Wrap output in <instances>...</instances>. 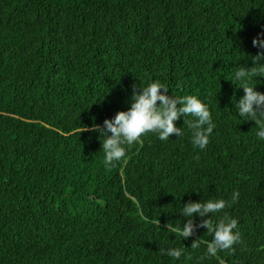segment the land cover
I'll use <instances>...</instances> for the list:
<instances>
[{
    "label": "trees",
    "instance_id": "16d2710c",
    "mask_svg": "<svg viewBox=\"0 0 264 264\" xmlns=\"http://www.w3.org/2000/svg\"><path fill=\"white\" fill-rule=\"evenodd\" d=\"M259 33L264 0H0V264H264V141L234 108ZM157 80L207 104L209 143L193 148L181 118L182 136L145 134L105 166L85 129ZM248 83L264 93V76ZM209 198L240 236L215 255L205 228L166 227Z\"/></svg>",
    "mask_w": 264,
    "mask_h": 264
},
{
    "label": "clouds",
    "instance_id": "9594fccd",
    "mask_svg": "<svg viewBox=\"0 0 264 264\" xmlns=\"http://www.w3.org/2000/svg\"><path fill=\"white\" fill-rule=\"evenodd\" d=\"M252 44L261 51L251 57L254 66H240L234 74V80L244 93L238 101H234V108L243 121L255 122L256 137L264 141V93L255 90V85L250 86L248 83L252 78L264 76V63L261 62L264 61V33H259ZM168 92L169 89L158 80L144 87L134 84L127 110L117 112L111 119H105L102 125L94 123L90 129H85L98 133L105 166L123 159L126 156L125 146L133 145L145 134L154 133L160 141L169 140L172 134L182 136V127H177L175 123L181 118L185 123V118L190 117L187 126L193 148L205 149L216 127L207 104L194 95L174 97L168 95ZM238 195L233 192L232 202L236 201ZM226 206L224 199L213 198L203 202L199 200L183 203L179 210L186 218L182 229L169 223L166 225L167 230L177 233L182 239H188L196 228H205L212 237L207 244L208 254L215 255L218 250L231 249L240 242L239 232L235 231L238 221L227 214L219 217L215 224L210 219L212 215L221 213ZM194 217L209 218L202 219L196 225ZM192 246L197 245L193 242ZM160 251L162 255L178 260L183 250L169 247Z\"/></svg>",
    "mask_w": 264,
    "mask_h": 264
}]
</instances>
